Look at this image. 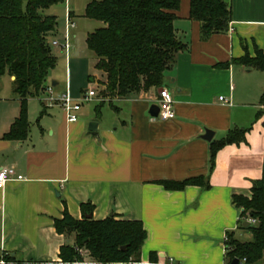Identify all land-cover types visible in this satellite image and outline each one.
<instances>
[{
  "label": "crops",
  "instance_id": "0c3cea01",
  "mask_svg": "<svg viewBox=\"0 0 264 264\" xmlns=\"http://www.w3.org/2000/svg\"><path fill=\"white\" fill-rule=\"evenodd\" d=\"M224 1L231 10L228 31L203 40L200 23L189 18V0H179L173 24L188 47L165 71L160 87L173 97L170 119L149 113L160 88L104 97L102 73L90 79L101 89L83 100L86 90L76 88L78 75L69 67L70 44L67 53L52 47L57 60L60 53L66 60L63 88L53 74L56 62L38 96L46 93L49 103L41 102L36 126L28 119L30 97L27 138L4 139L20 107L14 77L8 75L9 94L0 96V169L13 167L14 174L0 189V260L8 254L19 264L60 262V247L73 239L56 232L54 219L64 211L81 219V204L90 203L95 220L141 221L146 238L137 264H164L169 258L174 264H230L229 235L251 238L249 224L244 225L250 217L241 214L233 196L250 198L253 183L264 176V105L259 102L264 71L232 60L246 53L252 57L256 48L264 53V0ZM59 30L57 22L49 39L60 36ZM52 88L57 97L67 91L80 102L75 122L50 101ZM94 99L100 102L94 113L82 110L84 101ZM105 102L109 107L101 111ZM91 121L98 123L97 136L88 132ZM233 128L246 129L245 141L221 147L211 167V143ZM205 129L212 131L209 140L202 138ZM192 177H202L208 186L174 190L161 184Z\"/></svg>",
  "mask_w": 264,
  "mask_h": 264
},
{
  "label": "trees",
  "instance_id": "16d2710c",
  "mask_svg": "<svg viewBox=\"0 0 264 264\" xmlns=\"http://www.w3.org/2000/svg\"><path fill=\"white\" fill-rule=\"evenodd\" d=\"M60 1L0 0V77L5 73L14 77L13 91L20 100L18 116L3 135L4 139L23 140L29 134L27 100L43 92L47 76L57 62L48 41L57 20L45 10ZM179 3V0H90L87 3L84 16L104 24L86 37L87 48L97 58L95 67L105 77L102 96L126 97L161 87L165 71L172 67L177 54L188 47L176 35L173 24ZM189 18L200 23V37L205 40L214 33L228 31L231 10L224 0H189ZM232 62L264 71V53L257 48L254 56L246 53ZM259 102L264 105V90ZM245 132L246 129L233 128L223 139L211 143L210 166L221 147L245 141ZM161 184L174 190L207 185L202 177ZM233 202L242 208V215L255 222L245 227L251 233L249 240L239 241L229 235L228 263L245 258L246 264H264L260 263L264 253V176L253 183L250 198L234 195ZM92 209L90 203H83L81 219L73 218L67 211L62 218L54 219L56 232L70 236L73 243L60 247V262L47 264H137L140 261L146 238L141 221L114 216L102 220L86 218ZM79 249L87 251L89 260L82 258ZM0 264L19 262L7 254Z\"/></svg>",
  "mask_w": 264,
  "mask_h": 264
},
{
  "label": "rangeland",
  "instance_id": "374dc122",
  "mask_svg": "<svg viewBox=\"0 0 264 264\" xmlns=\"http://www.w3.org/2000/svg\"><path fill=\"white\" fill-rule=\"evenodd\" d=\"M90 0H62L59 3H56L52 6H50L48 9L45 10L46 14L55 16L58 25L61 29V27H64V21H65V15L67 10L70 12H73L75 18L73 17V21L75 22V26L70 31L72 34L71 36V52H70V68L72 69L73 74L78 75V83L76 85V88L79 90L81 88L82 90H89L93 89L95 92L99 89H101V84H96L95 81H90L91 78L94 77V75L99 76L101 74L100 71H98L94 67V58L92 52L88 50L85 44V38L87 33L92 32L95 28L103 26V23L94 19H90L84 16L85 7L86 4ZM59 32H62L59 30ZM74 35V37H73ZM51 39V38H50ZM48 37V41L51 40ZM53 50V49H52ZM61 56H58L57 60V66L55 70L53 71V74H56L58 79H55L57 81H60V88H63L64 85V78L66 74V67L65 63L66 60L62 53H60ZM10 91V81L8 74H3L0 77V96H5L9 94ZM45 91V89H43ZM53 96L52 98H56V92H54V89L52 88ZM46 94V93H45ZM41 95L40 97H34L31 98L28 101V119L30 121L31 127L36 126V121L40 117L41 109V102H45V104H48V96L49 95ZM60 95V94H59ZM100 102L96 99L90 100V101H84L82 105L83 109H88L91 111V113H94V109L97 105H99ZM106 107H109L107 102H105L102 107L101 111L104 109L106 110ZM84 258V256H82ZM264 262V253H263V259H261L260 263Z\"/></svg>",
  "mask_w": 264,
  "mask_h": 264
},
{
  "label": "built area",
  "instance_id": "2783aa9c",
  "mask_svg": "<svg viewBox=\"0 0 264 264\" xmlns=\"http://www.w3.org/2000/svg\"><path fill=\"white\" fill-rule=\"evenodd\" d=\"M74 26L75 22L73 21L71 12L67 10L62 33L60 36H55L50 41L49 44L51 48H59L62 49L65 53H67L70 47V31L74 28ZM95 94V90L89 89L83 95V100H87L90 97L95 96ZM219 99L222 100L223 97H219ZM50 101H56L61 106V108L65 112L68 121L75 122L77 120L76 113L80 109V102L72 99L67 91L61 93L57 98H50ZM157 106L159 109L157 114L158 119L167 120L174 116L173 97L167 88H160L158 90ZM13 174V167H2L0 169V189H3L5 187L6 182L12 178ZM248 221L249 223L255 222L253 218H249ZM225 249L228 250L227 247H225ZM79 253L84 257L87 255V251L83 249H79ZM164 264H174L173 259L169 258L168 261ZM238 264H246L245 258L239 260Z\"/></svg>",
  "mask_w": 264,
  "mask_h": 264
},
{
  "label": "water",
  "instance_id": "95a60500",
  "mask_svg": "<svg viewBox=\"0 0 264 264\" xmlns=\"http://www.w3.org/2000/svg\"><path fill=\"white\" fill-rule=\"evenodd\" d=\"M158 106L153 104L151 105L150 109H149V113L152 115V116H157L158 114ZM97 127H98V123L96 121H91L89 124H88V132L92 135H96L97 136ZM211 135H212V131L208 130V129H205L204 131V134L202 135V138L204 139H207L209 140L211 138ZM91 215L88 214L86 215V218H90ZM249 224V222H246L244 223V225H247ZM125 246L122 247V249H124ZM239 263V260L237 258L233 259L230 264H238Z\"/></svg>",
  "mask_w": 264,
  "mask_h": 264
}]
</instances>
